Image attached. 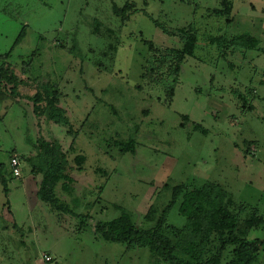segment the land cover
Masks as SVG:
<instances>
[{"label": "rangeland", "instance_id": "374dc122", "mask_svg": "<svg viewBox=\"0 0 264 264\" xmlns=\"http://www.w3.org/2000/svg\"><path fill=\"white\" fill-rule=\"evenodd\" d=\"M127 2L136 11L122 22L112 0H0V63L23 82L0 103V165L10 190L0 183V264H152L148 249L105 241L95 227L125 212L151 229L181 184L219 186L234 196L236 212L244 204L264 219V0H115ZM225 2L231 24L213 12ZM191 28L194 56L174 77L167 52L182 48L179 30ZM243 34L259 47L224 55L209 41ZM39 80L58 87L75 132L34 113ZM130 140L135 151H123ZM44 141L58 142L70 161L72 192L61 184L56 192L68 212L37 197L43 173L32 161ZM15 157L20 178L10 174ZM168 225H186L178 206ZM250 238L264 264V226Z\"/></svg>", "mask_w": 264, "mask_h": 264}, {"label": "trees", "instance_id": "16d2710c", "mask_svg": "<svg viewBox=\"0 0 264 264\" xmlns=\"http://www.w3.org/2000/svg\"><path fill=\"white\" fill-rule=\"evenodd\" d=\"M113 3V14L122 22L129 20L130 15L136 11L133 2H127L123 7H119L115 0ZM224 9L213 11L218 17L228 15L227 24L233 22L231 15L232 6L225 2ZM154 24L165 33L171 34L164 29L157 20L151 16ZM98 25V24H96ZM192 28L187 32L179 30L182 36L183 46L180 49L172 48L167 55L177 63L174 64L172 74L176 77L181 70L182 64L187 57L194 56L198 38ZM172 36V35H170ZM25 38V29L22 30L17 46ZM212 45H216L218 50L226 55L229 50L239 52L244 50H255L259 47V41L250 34L236 36L229 40L226 36L211 38ZM153 47V44H150ZM74 51L73 49L71 50ZM5 57V59H8ZM169 57H165L169 58ZM42 92L31 97L33 111L36 115H45L58 125L67 128L69 134L75 132L68 113L59 106L58 87L50 81L39 80ZM22 80L12 70L10 64L5 60L0 63V103H3L13 96L18 95L19 86ZM264 84V82L262 83ZM3 87H10V90L2 91ZM123 151H135V141L130 140L121 145ZM34 167L42 172L43 178L40 183L37 197L39 200L50 205L55 211L68 212L67 203L64 204L57 196V188L61 184L65 193L72 192L71 186L75 183L71 176L70 161L58 142H40L37 147ZM85 157L79 155L75 163L79 165V171ZM37 163V164H36ZM11 167V166H10ZM5 166L0 165V183L4 193L9 194V186L4 176ZM13 177V171L10 173ZM233 195L228 194L221 187L208 183L202 187L191 189L187 185H178L173 188L172 200L158 218L156 225L151 229L138 227L130 215L123 212L122 215L112 221L98 222L96 233L105 241L125 245L128 250L148 249L150 251L152 264H221L222 255L225 250L233 246V259L229 264H258V251L255 248L251 234L259 231L264 226V219L256 210L249 209L244 204L238 206L233 201ZM179 207V213L186 219V225L179 229L168 225V216L173 208ZM246 217L243 220L242 215ZM80 227L86 224L83 216H80ZM219 242V246L212 248L213 241ZM261 244H264L262 241Z\"/></svg>", "mask_w": 264, "mask_h": 264}, {"label": "built area", "instance_id": "2783aa9c", "mask_svg": "<svg viewBox=\"0 0 264 264\" xmlns=\"http://www.w3.org/2000/svg\"><path fill=\"white\" fill-rule=\"evenodd\" d=\"M11 169L13 171V174L16 178H20L22 175H21V163L20 161L15 157L11 160Z\"/></svg>", "mask_w": 264, "mask_h": 264}]
</instances>
